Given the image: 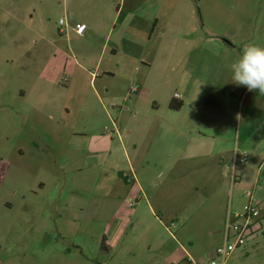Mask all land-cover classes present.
<instances>
[{"label":"rangeland","instance_id":"1","mask_svg":"<svg viewBox=\"0 0 264 264\" xmlns=\"http://www.w3.org/2000/svg\"><path fill=\"white\" fill-rule=\"evenodd\" d=\"M249 43L264 0H0V264H206L249 194L261 228L228 264H264Z\"/></svg>","mask_w":264,"mask_h":264},{"label":"built area","instance_id":"2","mask_svg":"<svg viewBox=\"0 0 264 264\" xmlns=\"http://www.w3.org/2000/svg\"><path fill=\"white\" fill-rule=\"evenodd\" d=\"M61 23H64V21L62 20ZM84 28V25H77L79 33H82ZM133 91L137 92L139 88L136 86L133 88ZM176 97H178L177 94ZM240 158L242 162L247 161L246 154ZM237 159H239V156H237ZM248 196L250 200L242 213L232 214L228 212L222 230L224 243L216 250V257L212 258L206 264H228L234 251L244 247L249 239L257 235L261 228L260 222L258 221L260 211L253 196L251 194Z\"/></svg>","mask_w":264,"mask_h":264},{"label":"clouds","instance_id":"3","mask_svg":"<svg viewBox=\"0 0 264 264\" xmlns=\"http://www.w3.org/2000/svg\"><path fill=\"white\" fill-rule=\"evenodd\" d=\"M231 81L246 87L249 92L264 95V47L255 43L246 44L239 57L230 65Z\"/></svg>","mask_w":264,"mask_h":264},{"label":"crops","instance_id":"4","mask_svg":"<svg viewBox=\"0 0 264 264\" xmlns=\"http://www.w3.org/2000/svg\"><path fill=\"white\" fill-rule=\"evenodd\" d=\"M93 78H94V76H92V78H91V80L93 81ZM98 78V77H97ZM174 130V129H173ZM191 147H190V155H189V157L190 158H192V159H194V158H198L200 155H203L204 153H202L203 152V146L205 145V143H206V140L204 139V138H202V136H200V134L198 135H193V137H191ZM89 153H92L93 154V156L91 157L92 158V160L94 159H97V160H103V158L104 159H106V155H105V151L103 152H101V151H99V150H97V149H95V148H87L86 149ZM137 150V146L136 145H134V151L135 152H137L136 151ZM198 152H201V153H198ZM136 158H138L139 160L141 159V156L138 154V153H136ZM92 161L91 160H89V161H87V164H88V166H91V165H95V164H93V163H91ZM122 177H125V176H123V175H121ZM126 179V182L127 183H129L131 180H130V178L129 177H126L125 178ZM139 187V189H141V187L140 186H138ZM152 211H154V209L152 208ZM107 245V244H106ZM107 247H108V245H107ZM188 261V263H191V261L190 260H187Z\"/></svg>","mask_w":264,"mask_h":264},{"label":"trees","instance_id":"5","mask_svg":"<svg viewBox=\"0 0 264 264\" xmlns=\"http://www.w3.org/2000/svg\"><path fill=\"white\" fill-rule=\"evenodd\" d=\"M183 105H184L183 101L173 99V101L170 103V108H172L173 110L179 111L182 109ZM120 175H122V174H120ZM105 241H106V239L104 238L103 242H102V249L108 250V247H107Z\"/></svg>","mask_w":264,"mask_h":264}]
</instances>
